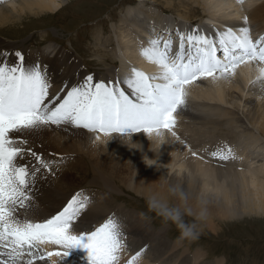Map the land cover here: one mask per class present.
<instances>
[{"label": "bare ground", "instance_id": "bare-ground-1", "mask_svg": "<svg viewBox=\"0 0 264 264\" xmlns=\"http://www.w3.org/2000/svg\"><path fill=\"white\" fill-rule=\"evenodd\" d=\"M143 1L146 2V0L141 2ZM168 1L170 8L174 1ZM177 1L178 6L185 10H189V7L201 6L204 11L209 12L210 16L204 20L203 24H198L199 26L196 27L199 32L209 37L213 36L212 33L223 32L228 28L237 32L240 27L246 26L242 22L243 20L241 21L243 16L247 17L249 20L247 21L251 22L252 27L255 25V28L250 26L252 28L250 35L264 32L263 0H245L243 5L238 0ZM153 3L155 4V1ZM66 5L64 0H14L7 6H0V27L7 23L16 24L15 22H20L23 18L37 19L59 13ZM143 5L142 8H129L126 15L121 17L116 25L115 34L117 37L115 39H118V47L123 51L121 60L118 62L119 73L107 69L105 77H98V80H104L106 83H116L119 80V87H123L124 79L131 75L133 68L148 74H159L158 66L155 63H150L140 54L141 49L136 41V37H139L140 42H143L145 47L147 46L144 36H147L149 32L146 26L148 20H154L157 24L174 21L178 28L177 32L188 33L192 30L188 26L192 22L189 15L177 14V18L180 19L178 21L174 19L170 21L171 17L159 21V16H156V19L152 14L149 15V10H144ZM246 8L247 10H245ZM248 10L249 12L245 14ZM156 11L168 15L160 9ZM220 20L221 22H219ZM205 29H210L211 35H208ZM101 34L98 36V40L101 38ZM178 41L180 40L176 33L174 44H177ZM6 43L0 40V52L16 49V46ZM49 49L48 55L42 52L41 56L55 70L58 80L67 77L74 84L84 80L85 72L80 70L79 61L70 63L75 60L72 57H66L64 51L58 50L56 47ZM96 52L101 53L98 49ZM60 53L61 56L58 58L57 55ZM107 55L106 53L99 55L103 63L108 58ZM49 56L53 58H49ZM32 61H34L33 58ZM261 67L264 66L248 61L239 64L234 73H230L225 78L200 77L194 84L190 83L184 86L186 102L178 112L180 121L173 128L175 136L167 130H161L159 136L155 133L145 132L130 135H97L64 125L42 126L23 136L16 134L18 138L29 141L26 147L31 148L39 155L54 156L58 162L56 166L52 167L50 175H47L45 180H43L45 177L43 172L38 174L40 179L31 189L28 204H42L59 211L65 201L70 198L73 190L76 189L72 188V193L70 188L65 189L67 187L65 179L69 177V181L72 182L74 174L84 171L86 160L92 159L93 166L97 171L94 181L96 186L99 184L98 187L102 186L101 188H106L109 181L113 184L123 181L130 189L145 197L150 189L162 191L168 183H178L182 184L189 193V204L192 206H195V198L199 194H207L208 216L202 223L206 225V229L209 228L213 232H217L222 224L235 218L251 215L264 216V176L252 175L250 167L241 163L249 157H246L245 150L250 149L251 143L243 139V144H241L244 147L238 149L239 136L232 127L233 124H236L241 130L250 134L252 139L261 140V151H264V81L258 80V69ZM59 71H61L60 75ZM216 76L219 77V74L217 73ZM57 87L59 85H56ZM125 88L132 94V89L126 84ZM156 137H159L163 143L159 149L153 148L152 141ZM130 143L141 147L139 149L130 148ZM231 145H235L237 150L230 148ZM251 148L253 150V147ZM228 149L232 152H228ZM217 150L222 151L229 158L221 160L219 157H213L211 153ZM238 150L242 153L236 155ZM258 150H260L259 147ZM257 156L259 157L260 154ZM148 159H151L152 165L146 164ZM259 159L257 158V160ZM48 160L51 158L49 157ZM59 164H64L65 167L58 166ZM247 164L249 165L250 161ZM73 171L75 173H71ZM122 173H126V177H122ZM67 191L69 192L67 193ZM86 197L89 202L87 204H93L84 208L83 211L87 209L85 212H81V218L76 224L78 228H89L91 225L97 224L99 218L111 214L118 222L123 221L125 228L134 238L136 236L135 244L127 246V249L133 252L143 246L147 247L149 257L153 256L151 261L155 260L153 263L161 264L158 261V256L164 250V240L166 239H161L159 233L152 235L153 230L139 220L137 215L130 218L124 217L118 212L114 214L115 211L111 210L113 204L110 199L91 194ZM171 202L175 204L178 201L173 198ZM17 205L19 202L15 206ZM49 210L51 211L50 216L53 215L55 210L54 212L52 208ZM16 212L19 214L17 210ZM215 222L216 224H214ZM166 247L168 246L166 245ZM188 254L185 256L183 252L184 257L190 260L192 256L187 257ZM3 256L5 254L0 255V261L8 262V258L5 259ZM67 256L62 258V261L67 259L64 263L72 259ZM47 257L50 264H62L57 261L59 256H57L59 258L55 255ZM139 262L141 263V259ZM179 263L178 260L177 264Z\"/></svg>", "mask_w": 264, "mask_h": 264}, {"label": "snow or ice", "instance_id": "snow-or-ice-1", "mask_svg": "<svg viewBox=\"0 0 264 264\" xmlns=\"http://www.w3.org/2000/svg\"><path fill=\"white\" fill-rule=\"evenodd\" d=\"M244 20L246 24L247 17ZM177 36L180 43L174 56L170 34L166 40L150 38L149 46L141 49L140 54L155 63L160 72L149 76L135 68L131 70L123 83L132 89L135 102L120 89L119 80L94 83L92 75L73 85L62 99L59 94L50 97V78L41 65L26 66L20 51L15 52L14 63L0 61V247L9 249L0 253L8 256V262L0 261V264H17L26 250L32 260L44 259L34 255L41 243L64 249L47 253L49 257H66L70 249L79 246L87 249L88 264H115L124 246L120 224L112 215L87 234H71L72 221L88 203L83 192L72 195L62 211L43 222L21 223L15 219V205L19 202L24 206L37 174L41 170L50 171L52 163L25 147L29 141L16 134L23 136L42 126L71 124L105 135L143 131L159 136L163 129L175 136L173 114L185 106V85L200 77L225 78L239 64L248 61L264 65V35L253 40L246 26L238 32L231 28L217 32L214 38L200 34L197 29L188 33L178 31ZM218 52L223 54L222 59ZM258 72V80L264 81V67ZM29 155L34 165L22 162ZM211 155L221 160L229 158L220 150ZM140 255L136 253L133 260ZM32 260L27 264H32ZM128 264H133L132 260Z\"/></svg>", "mask_w": 264, "mask_h": 264}, {"label": "rangeland", "instance_id": "rangeland-1", "mask_svg": "<svg viewBox=\"0 0 264 264\" xmlns=\"http://www.w3.org/2000/svg\"><path fill=\"white\" fill-rule=\"evenodd\" d=\"M141 1L64 0V3L67 5L63 7L59 13L49 14V16L47 15L43 18L37 19L33 17L25 19L23 18L21 20L22 22H15L16 24L7 23L1 26L0 40L7 42L6 44L16 46V48H35L36 50H42L47 46V49L57 46L58 48L71 52V54L76 57L80 63L87 68V70L89 69V72L102 76L106 75L107 69H112L116 73H119L120 69L118 68V62L121 60V53H123V51L117 47L118 54H114L118 43V39H115V37H117L115 34V29L119 20L121 17L123 18L126 15V12L129 8H139L142 6V4H144L143 9H147L149 12H151L150 10L155 11V16L160 15L163 17V19L166 17H171L170 21H173L174 17L178 19L176 16L177 14H182L185 16L189 15V17L192 19L191 21L193 23H198L199 25L203 24L204 20L210 16L209 12L204 11L201 6H193L194 8L189 7V10H185L178 6L177 0H173L174 4L170 8L168 7V0H146V2ZM154 1L155 4L153 3ZM157 8L168 15L157 12ZM245 10H247V8ZM248 12L249 10L246 11L245 14ZM245 17L246 16H243L241 18L243 23H245ZM219 22H221V20ZM250 23L251 22H249V25L251 26L252 24ZM198 24L197 27L199 26ZM245 25L247 27L248 23ZM251 27L250 29L253 28ZM100 33H102L101 38L98 40ZM112 38L113 41H110ZM39 43L43 44L39 45ZM96 49H98L101 53L108 54V58L105 60V63L100 60L99 55L101 53H95ZM59 55L61 56V53ZM59 55H57L58 58H60ZM49 58L53 57L49 56ZM232 127L235 130V133L239 136L240 142L238 143L241 147H244L242 145L243 139L251 143L250 149H248V151L245 150L247 153L245 154L246 157L249 156L251 158L252 156V158L248 159V157L246 161L243 159L245 161L243 165L246 164V166L250 167L249 170L252 175L264 176V172H262L264 171V159H262V157H264V151H261V140L257 139V141L252 139L250 134L244 132L243 129L241 130V128L236 124H233ZM257 144L260 150H258ZM240 146L238 145V149ZM251 147H253V150ZM239 153L241 154L242 152L238 150L236 155ZM258 154H260L259 157L257 156ZM257 158L261 159L257 160ZM248 160L250 161V166L247 164L249 163ZM86 162L87 163L85 164L86 166L84 171L74 174V179L72 182L69 181V177L68 179H65L67 181L65 184L67 187L65 189L70 188L71 190L72 188H76L73 190V193L79 189H82V191L78 192H83L84 196H88L89 194L101 195L104 198L110 199L113 204L111 208L112 211L118 210V213H121L122 216L130 218H132L133 215H137L139 220L143 221L153 230L152 235H157L156 233H159L161 235V239H166L164 240V250L159 254L160 256H158L159 263L177 264V261L179 260V264H264V216L251 215L243 216L238 219H232L222 224L217 232L210 231L209 228L206 229V225L202 223V229L197 240L191 242L180 240L178 238L179 232L175 225L171 224L170 222H165L155 213L149 212L145 197L130 189L125 182H114L113 184L109 181L106 188H101L102 186L98 187L100 186L99 184L96 186L94 181V177L97 174L96 167L93 166L92 159H87ZM60 165L65 167L64 164H59L58 166ZM71 173H75V171ZM125 174L126 173H122V177H126ZM123 180H126V178H123ZM69 191H67V193ZM28 202V200L24 202L23 207H21L20 204L15 206V209H17L19 212L18 215L25 218L24 220H27L26 218H31L33 221L44 220L50 217V208H52L53 212L55 210L54 214L58 212V210L53 209V207H46L42 204L31 205L28 204ZM92 204L93 203L86 204L84 208H87ZM141 213H144L143 217L141 216ZM104 217L99 218L97 223L107 218V216L105 218ZM185 219L191 220L192 218L186 216ZM81 223L84 222L81 221ZM214 224H216V222ZM130 235V238L132 239L130 240L132 243L129 241V245H127L128 247L135 244L136 240V236L134 238L132 234ZM166 245L168 247H166ZM0 252L7 253L8 250L4 247H0ZM183 252L185 256L186 254L190 253L188 256H192V258L188 260V258L184 257ZM45 254L35 255L37 257L44 256V259H34L36 260L35 262L29 255L22 256L18 260L17 264H27L29 260H32L34 264H50L49 260L47 261L48 257ZM3 257L5 259L6 257L8 258L6 254ZM59 257H57L59 258L57 261L62 264H85L76 257L75 259L77 260H75L72 256H70L72 259L69 262L64 263L67 259L62 261L63 256ZM152 257L151 255L149 257V254L146 253L143 259L139 258L141 259V263L139 262V264H158L153 263L155 260L151 261ZM166 257L167 259H165Z\"/></svg>", "mask_w": 264, "mask_h": 264}, {"label": "clouds", "instance_id": "clouds-1", "mask_svg": "<svg viewBox=\"0 0 264 264\" xmlns=\"http://www.w3.org/2000/svg\"><path fill=\"white\" fill-rule=\"evenodd\" d=\"M152 143L154 149H159L163 144L159 137L154 138ZM129 147L139 149L141 146L130 143ZM146 164L152 165L151 159H148ZM173 198L178 202L173 204ZM189 199L185 187L178 183H168L162 191L150 189L145 195L148 211L175 225L180 240L191 242L199 238L202 222L207 219L208 199L207 194H199L195 198V206L189 204ZM141 216L143 217L144 213H141ZM186 216L192 219L186 220Z\"/></svg>", "mask_w": 264, "mask_h": 264}]
</instances>
